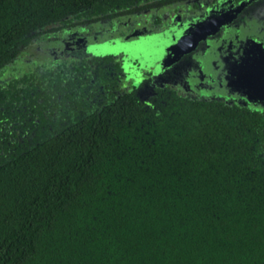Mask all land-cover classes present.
Listing matches in <instances>:
<instances>
[{"label":"trees","instance_id":"trees-1","mask_svg":"<svg viewBox=\"0 0 264 264\" xmlns=\"http://www.w3.org/2000/svg\"><path fill=\"white\" fill-rule=\"evenodd\" d=\"M198 2L0 0V264H264V105L144 92L121 81L112 37L82 49ZM58 32L85 36L26 55Z\"/></svg>","mask_w":264,"mask_h":264},{"label":"rangeland","instance_id":"rangeland-1","mask_svg":"<svg viewBox=\"0 0 264 264\" xmlns=\"http://www.w3.org/2000/svg\"><path fill=\"white\" fill-rule=\"evenodd\" d=\"M231 8L229 0H217L213 4L210 0H199L195 9L179 4L144 13L129 22L130 38L108 30L93 38L96 43L82 49L107 51L102 40L112 37L108 41H112V49L125 73L121 81L127 85L138 78L142 83L140 90L144 92H149L152 84L173 81L182 91L217 92L263 106L264 0H253L242 14ZM220 18L224 20L195 37L203 25ZM56 35L58 41L37 40L26 55L39 60L61 52L73 53L80 46L75 38L85 36L82 32H58ZM189 39L193 45L190 42L180 45L181 41Z\"/></svg>","mask_w":264,"mask_h":264},{"label":"water","instance_id":"water-1","mask_svg":"<svg viewBox=\"0 0 264 264\" xmlns=\"http://www.w3.org/2000/svg\"><path fill=\"white\" fill-rule=\"evenodd\" d=\"M213 23H214V21H210V22L206 23L205 25H203V26L200 28V30L198 31L197 36H195V37L201 36V35L205 34L206 32H208V30L212 28ZM191 38H192V36H191ZM190 40H191V39H189L188 43H189V42L191 43ZM184 44H186V43H184Z\"/></svg>","mask_w":264,"mask_h":264},{"label":"flooded vegetation","instance_id":"flooded-vegetation-1","mask_svg":"<svg viewBox=\"0 0 264 264\" xmlns=\"http://www.w3.org/2000/svg\"><path fill=\"white\" fill-rule=\"evenodd\" d=\"M222 18H220L219 20H212V21H214V23H213V25L215 24V23H218V21H220ZM186 41H189V40H186ZM185 41V42H186ZM184 41H181V44L180 45H184V43H185Z\"/></svg>","mask_w":264,"mask_h":264}]
</instances>
